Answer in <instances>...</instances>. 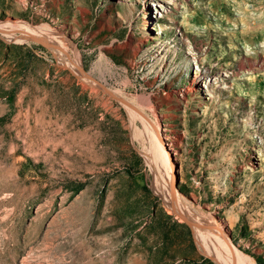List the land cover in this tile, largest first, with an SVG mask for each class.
Wrapping results in <instances>:
<instances>
[{
	"label": "rangeland",
	"instance_id": "374dc122",
	"mask_svg": "<svg viewBox=\"0 0 264 264\" xmlns=\"http://www.w3.org/2000/svg\"><path fill=\"white\" fill-rule=\"evenodd\" d=\"M18 21L43 42L0 32V264H264V0H0Z\"/></svg>",
	"mask_w": 264,
	"mask_h": 264
},
{
	"label": "bare ground",
	"instance_id": "6f19581e",
	"mask_svg": "<svg viewBox=\"0 0 264 264\" xmlns=\"http://www.w3.org/2000/svg\"><path fill=\"white\" fill-rule=\"evenodd\" d=\"M41 28V27H40ZM39 29V28H38ZM46 30V29H45ZM0 32H2L3 34L7 35L8 33H11L10 36H14L15 37V33L14 32H19V35L17 34V39L19 40H28V39H34V40H38V41H42V38L40 37L41 34L40 32H38L36 29L30 27V25H26L25 23H22V22H14L12 23L11 25H7V27H4L2 25H0ZM44 32V31H43ZM49 33V31H47ZM52 34V33H51ZM51 36V35H50ZM45 38V37H44ZM57 38V36H56ZM59 38V37H58ZM62 38V37H61ZM47 39V38H46ZM50 39V38H49ZM43 42V41H42ZM63 43V42H62ZM52 44V43H51ZM53 45V44H52ZM52 47V46H51ZM63 50V49H62ZM63 52V51H62ZM68 65L71 66L70 62H68ZM75 71L76 74H78V76H80L81 78L85 79V77L80 73V71L78 72V70L76 69H73ZM199 81V80H198ZM92 83V82H90ZM199 84V83H198ZM191 90V89H190ZM113 94L117 95L115 92H112ZM120 97V95H117ZM122 100V99H121ZM138 113V111L136 112ZM147 127H148V130L151 134V137H152V144L154 146V149L157 150V152L161 155L162 157V153H163V147H162V141L160 139V136H159V127L158 125H156L155 127L152 126V125H148L147 124ZM148 133V132H147ZM168 135V134H167ZM164 139H168L169 140V137L167 136H163ZM171 137V136H170ZM171 139V138H170ZM173 139V138H172ZM165 145V144H164ZM166 145H170V144H166ZM168 149H172L170 146H168ZM153 151V150H152ZM154 152H152L153 154ZM156 153V152H155ZM175 154V153H173ZM157 155V154H155ZM156 159V158H155ZM158 159V157H157ZM163 160H161V162L163 161L164 164H165V171L164 173L166 174L165 177H166V186H167V193H166V200H167V204L169 205V207L175 211L180 217H183L185 218V215H183V213L187 214L186 216H188L190 218V221L189 223H192L194 228L193 229L196 233V236L199 238V240H206L205 239V234L202 233L200 231V227H205L204 226V223L198 219V218H195L194 216H191L189 215L185 210H186V207L184 206V203L182 201V198L180 195H178V193L174 192L172 190V185L174 183V177L172 176L174 171L172 170L173 169V166H174V163H171L169 164L167 159L166 161L164 160V158L162 157ZM154 160V159H153ZM157 161V160H156ZM153 162V161H152ZM155 162V161H154ZM157 164V162H155ZM155 165V164H153ZM164 166V165H163ZM169 170V171H168ZM157 171V170H156ZM160 176V175H159ZM158 181V180H157ZM165 182V181H164ZM156 184V183H155ZM160 184H164V183H160ZM157 185V184H156ZM158 186V185H157ZM159 187V186H158ZM164 188V186H163ZM161 190H162V186H161ZM160 190V191H161ZM163 191V190H162ZM165 191V189H164ZM190 213V212H189ZM207 238V237H206ZM207 245V244H206ZM213 245V244H212ZM214 246V245H213ZM212 246V247H213ZM215 247V246H214ZM214 249V248H213ZM241 255V254H239ZM230 264H248L246 259L241 255V256H236V253L234 256H230Z\"/></svg>",
	"mask_w": 264,
	"mask_h": 264
},
{
	"label": "water",
	"instance_id": "95a60500",
	"mask_svg": "<svg viewBox=\"0 0 264 264\" xmlns=\"http://www.w3.org/2000/svg\"><path fill=\"white\" fill-rule=\"evenodd\" d=\"M107 92H108V90H106ZM108 93H110V92H108Z\"/></svg>",
	"mask_w": 264,
	"mask_h": 264
}]
</instances>
